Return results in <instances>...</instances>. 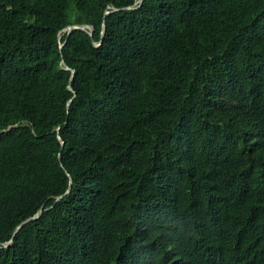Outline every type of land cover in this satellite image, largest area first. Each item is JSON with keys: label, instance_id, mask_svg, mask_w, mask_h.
Returning a JSON list of instances; mask_svg holds the SVG:
<instances>
[{"label": "trees", "instance_id": "16d2710c", "mask_svg": "<svg viewBox=\"0 0 264 264\" xmlns=\"http://www.w3.org/2000/svg\"><path fill=\"white\" fill-rule=\"evenodd\" d=\"M137 1L0 0V264H264V0Z\"/></svg>", "mask_w": 264, "mask_h": 264}, {"label": "water", "instance_id": "95a60500", "mask_svg": "<svg viewBox=\"0 0 264 264\" xmlns=\"http://www.w3.org/2000/svg\"><path fill=\"white\" fill-rule=\"evenodd\" d=\"M142 1H143V0H138V1L136 2V4L139 6V5L142 3ZM116 10H117V9H113L112 11H116ZM108 13H109L108 11L105 12V15H107ZM73 29L87 30L88 33H89L90 35H92V26H88V25H72V26H68V27H66V28L64 29V32H66V33L68 34V33H70ZM103 31H104V28H103ZM103 31H102V33H101L102 36H103ZM92 43H93V45L96 46V47L100 45V42H99V43H95V42L92 41ZM60 47H62V45H61ZM61 64L63 65V67H64L65 70H68V71L71 72V79H72L73 76H74V70L68 68V67L66 66V64H65L63 61H61ZM68 89H69L70 91H72V88H71L70 86H68ZM58 139L61 141V145L63 146V142H62L61 138L58 137ZM59 158H60V157H59ZM59 160H60V159H59ZM57 199H58V198H57ZM39 214H40V212H38L34 217H32V218H28L27 220H25L24 222H22V223L18 226V228H20V226L23 225L24 223H26V222H28V221H30V220H32V219L37 218V217L39 216ZM18 228L16 229V231L18 230ZM10 243H11V240H10L9 242L5 243V244H4V247L8 246Z\"/></svg>", "mask_w": 264, "mask_h": 264}]
</instances>
